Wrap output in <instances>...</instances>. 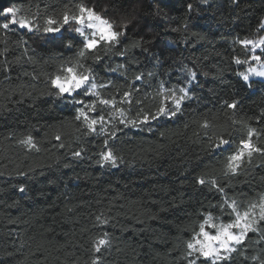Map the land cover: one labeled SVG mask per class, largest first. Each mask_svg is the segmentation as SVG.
Here are the masks:
<instances>
[{
  "label": "trees",
  "instance_id": "trees-1",
  "mask_svg": "<svg viewBox=\"0 0 264 264\" xmlns=\"http://www.w3.org/2000/svg\"><path fill=\"white\" fill-rule=\"evenodd\" d=\"M79 3L106 9L117 24L133 20L119 45L98 48L99 61L89 54L80 62L92 69L101 97L115 98L123 119L137 124L125 126L118 111L97 105L88 115H104L115 138L86 135L75 119L84 105L74 100L95 97L83 89L57 95L51 79L80 59L83 38L69 26L58 34L0 29V264H92L97 256L99 264H187L186 243L209 213L229 223L235 214L226 200L242 213L264 196V154L253 153L250 162L245 155L238 174L225 175L227 157L249 128L264 148V82L239 75L253 64L250 45L240 42L264 38V0H0V9L20 8L42 28L48 17L76 13ZM261 49L256 54L264 57ZM180 88L190 98L175 116L140 123L159 107V93L182 95ZM125 91L131 104L120 103ZM233 99L237 108H227L224 101ZM28 136L35 148L21 143ZM221 136L231 143L216 148ZM105 139L115 167L97 163ZM201 176L224 192L197 183ZM101 214L107 224L96 221ZM104 233L110 245L93 253ZM239 248L225 264L264 260L260 233L249 232Z\"/></svg>",
  "mask_w": 264,
  "mask_h": 264
},
{
  "label": "snow or ice",
  "instance_id": "snow-or-ice-1",
  "mask_svg": "<svg viewBox=\"0 0 264 264\" xmlns=\"http://www.w3.org/2000/svg\"><path fill=\"white\" fill-rule=\"evenodd\" d=\"M77 8L76 13H71L70 10H66L62 13V18L60 20L48 17L44 26L38 24V18H30L26 15H21V9L17 7H8L6 9H0V15L5 18L0 20V29L5 31H16V29H26L28 32H40L43 31L45 34H56L61 33L62 29L67 25L71 28L73 32L82 37V47L79 49L77 56L80 58L77 61V66L69 64L67 67H63L61 74H57L51 79V85L57 89L58 96H73L74 93L83 89V95L95 97V100L89 103H85L83 100H74V103L84 105V107L77 109L76 120L81 121L86 127V135L96 134L105 135L115 138V131L108 133L105 127V117L104 115H98L90 117L88 112L96 113L97 105L100 106H111L115 111H118L122 117L120 123L136 125L137 120H125L124 109L117 107V101L115 98H103L100 93L96 91L97 84L95 82V76L90 67H86L81 60H86L89 58V54L95 61H99L101 56L97 53V50L101 46H105V51L110 48L116 47L121 43V38L125 37L129 26L132 25L133 20L131 18L123 19L119 24L116 21L110 20L106 17L104 12H97L94 7L86 6L83 3L75 5ZM191 8V5H189ZM72 25H75L73 27ZM15 26V27H13ZM264 27V25H262ZM245 48L251 45V60L255 61L258 67H253L249 65L248 71L241 72L239 75L242 79L247 82L249 81L250 75H255L259 77H264V57L260 54H256V48L258 45H264V38L259 41H252L245 39L241 41ZM134 46H139V42H136ZM67 47H72V40L69 39L67 42ZM126 50V49H125ZM146 50V49H145ZM264 53V48L261 49ZM121 55L124 53L121 52ZM237 64L249 63L247 59L240 60L236 59ZM78 69H83L80 71ZM66 73V74H65ZM195 73H192L193 78ZM142 77L137 75L136 80H140ZM100 87H106V85H100ZM170 95H164L163 92L159 93L163 96L159 107L156 109L155 113H147L142 115L140 123H147L149 117L155 120L161 116L173 117L180 111L181 105L186 98H190L188 92L184 88H180L179 92L182 95H177L175 90H169ZM131 91H125L123 93L120 103L131 104ZM171 104V107L168 105ZM227 108L236 109L239 104V100L233 99L231 102L224 101ZM87 109V111L85 110ZM143 113V110H141ZM114 118V114H113ZM97 124L100 125L99 131H97ZM207 127V123L203 125ZM79 130V129H78ZM253 135H256V130L249 128L247 139L241 140V147L232 155L227 157L225 164V175H236L243 163V158L245 155L251 161L253 153L264 154V148L257 147L252 142ZM56 140H61L60 135H56ZM31 148H35L36 145L33 143V138L28 136L25 140L21 141ZM104 150L99 153L101 160L97 163H110L113 167L116 166L117 156L114 154L113 150L108 147V139L103 141ZM231 141L224 136H221L216 143V148L221 146L229 145ZM60 147H64L61 143ZM38 150V149H37ZM75 157H81V151H75L72 153ZM197 183L200 185L208 184L211 187L217 189V191L223 193L224 187L220 185L216 179L205 180L203 176L197 178ZM20 191H24L21 187ZM225 204L231 213L235 214V219L229 223H216L214 217L211 213L207 215L202 223L199 225V231L195 232L192 239L186 243V250L184 253V260L187 264H225V262L232 259L233 253L240 251L239 246L244 243L249 232L260 233L261 239H264V196L261 197L259 203H250L246 210L242 213L239 210L237 201L232 200L230 203L226 200ZM223 210V206H221ZM258 210V211H257ZM230 213V214H231ZM96 221L99 225L107 224L106 218H103V214L96 216ZM206 229H212L213 231H208ZM110 245L108 239V234L104 233L103 236L97 238L93 241L92 251L93 253H101L102 248H106ZM259 257L253 256L252 260H258ZM92 264H99V257H95ZM260 264H264V260L260 261Z\"/></svg>",
  "mask_w": 264,
  "mask_h": 264
},
{
  "label": "rangeland",
  "instance_id": "rangeland-1",
  "mask_svg": "<svg viewBox=\"0 0 264 264\" xmlns=\"http://www.w3.org/2000/svg\"><path fill=\"white\" fill-rule=\"evenodd\" d=\"M73 27H75V25H72ZM71 29H69V31H70ZM56 34H58V33H56ZM259 41V40H258ZM250 47H252L251 45H250ZM261 47H262V45H258L257 46V48H256V52L259 50V49H261ZM253 61V60H252ZM253 64L251 65V66H253V67H258V65H257V63L255 62V61H253L252 62ZM247 71H248V69H247ZM246 71V72H247ZM245 72V73H246ZM253 80H259V81H262V82H264V77H259V76H255V75H250V77H249V81H247L246 83H249L250 81H253ZM245 82V81H244ZM65 95H67V94H65ZM206 230H208V231H213L212 229H206Z\"/></svg>",
  "mask_w": 264,
  "mask_h": 264
}]
</instances>
